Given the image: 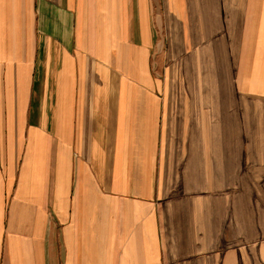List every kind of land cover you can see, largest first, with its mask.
Instances as JSON below:
<instances>
[{
	"label": "crops",
	"instance_id": "crops-1",
	"mask_svg": "<svg viewBox=\"0 0 264 264\" xmlns=\"http://www.w3.org/2000/svg\"><path fill=\"white\" fill-rule=\"evenodd\" d=\"M0 264H264V0H0Z\"/></svg>",
	"mask_w": 264,
	"mask_h": 264
}]
</instances>
